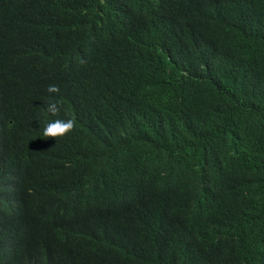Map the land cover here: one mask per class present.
Returning <instances> with one entry per match:
<instances>
[{
  "label": "trees",
  "instance_id": "obj_1",
  "mask_svg": "<svg viewBox=\"0 0 264 264\" xmlns=\"http://www.w3.org/2000/svg\"><path fill=\"white\" fill-rule=\"evenodd\" d=\"M153 3L137 50L111 30L138 0L84 1L106 41L15 38L0 0V264H264V0ZM45 43L61 73L23 80Z\"/></svg>",
  "mask_w": 264,
  "mask_h": 264
},
{
  "label": "clouds",
  "instance_id": "obj_2",
  "mask_svg": "<svg viewBox=\"0 0 264 264\" xmlns=\"http://www.w3.org/2000/svg\"><path fill=\"white\" fill-rule=\"evenodd\" d=\"M85 0H15L16 8L14 14L8 19L7 26L16 38L17 31L28 24H35L37 34L52 37L63 30L79 32L86 31L97 39L105 40L108 33H104L101 26L92 22L83 9ZM139 9L129 16L118 19L112 26L114 33L123 32L125 37L133 36L130 43L138 50L146 43L141 37L144 32L150 29L159 30V16L167 10L156 8L153 0H138ZM110 31V32H111ZM32 36V35H31ZM29 36V38H31ZM33 68L23 79L40 77L45 74H56L62 71L55 68L61 62L60 54L55 50L53 43H45L33 46L24 57ZM46 91L51 95L58 94V85H49ZM34 92V91H33ZM37 106L51 116L60 114L62 105L54 100L46 101L38 92ZM63 116V115H62ZM65 119L49 120L40 129L45 139L63 138L71 133L76 126L74 116H63Z\"/></svg>",
  "mask_w": 264,
  "mask_h": 264
}]
</instances>
